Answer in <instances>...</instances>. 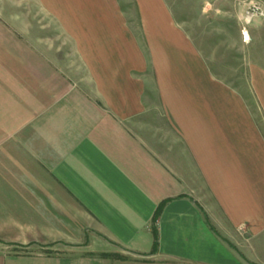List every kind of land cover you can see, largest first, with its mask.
Wrapping results in <instances>:
<instances>
[{
	"label": "crops",
	"instance_id": "crops-1",
	"mask_svg": "<svg viewBox=\"0 0 264 264\" xmlns=\"http://www.w3.org/2000/svg\"><path fill=\"white\" fill-rule=\"evenodd\" d=\"M143 2V38L89 45L83 85L0 43V264H264L263 64L222 70Z\"/></svg>",
	"mask_w": 264,
	"mask_h": 264
},
{
	"label": "rangeland",
	"instance_id": "rangeland-1",
	"mask_svg": "<svg viewBox=\"0 0 264 264\" xmlns=\"http://www.w3.org/2000/svg\"><path fill=\"white\" fill-rule=\"evenodd\" d=\"M143 1L0 0V43H19L30 45L35 50L38 48L62 72L83 85L87 75L85 61L89 45L112 44L118 34L110 30L114 27L125 28L130 38H143L140 19L141 11L145 10ZM162 1L174 14L176 22L206 45L208 60L223 61L222 70L235 73L237 66L235 75L249 80L245 61L240 66L246 49L248 54L251 50L254 61L264 67V18L255 19L250 25L252 40L248 48V44L242 40L240 44L237 38L244 25L246 3L257 1L264 5V0Z\"/></svg>",
	"mask_w": 264,
	"mask_h": 264
},
{
	"label": "built area",
	"instance_id": "built-area-1",
	"mask_svg": "<svg viewBox=\"0 0 264 264\" xmlns=\"http://www.w3.org/2000/svg\"><path fill=\"white\" fill-rule=\"evenodd\" d=\"M213 9H211L212 11ZM210 11V12H211ZM264 18V5L257 1H250L246 3L243 14V27L242 35L246 42L251 40L250 33L248 31V25L252 23L256 18Z\"/></svg>",
	"mask_w": 264,
	"mask_h": 264
},
{
	"label": "trees",
	"instance_id": "trees-1",
	"mask_svg": "<svg viewBox=\"0 0 264 264\" xmlns=\"http://www.w3.org/2000/svg\"><path fill=\"white\" fill-rule=\"evenodd\" d=\"M162 208H163V205L161 204V205L157 208V210H156V212H155V216H154V224H155V225H156L157 220H158V218H159V216H160V213H161ZM154 230H155V245H157V243H158V233H157V231H156V227H155Z\"/></svg>",
	"mask_w": 264,
	"mask_h": 264
}]
</instances>
